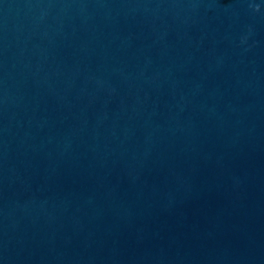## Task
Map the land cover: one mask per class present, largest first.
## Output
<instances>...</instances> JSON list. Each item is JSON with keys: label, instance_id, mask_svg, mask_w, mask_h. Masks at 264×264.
<instances>
[{"label": "water", "instance_id": "obj_1", "mask_svg": "<svg viewBox=\"0 0 264 264\" xmlns=\"http://www.w3.org/2000/svg\"><path fill=\"white\" fill-rule=\"evenodd\" d=\"M0 264H264V0H0Z\"/></svg>", "mask_w": 264, "mask_h": 264}]
</instances>
